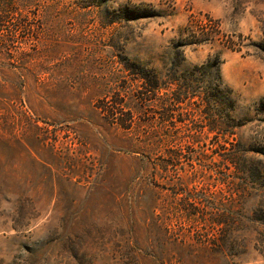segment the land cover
Returning a JSON list of instances; mask_svg holds the SVG:
<instances>
[{
	"label": "rangeland",
	"instance_id": "374dc122",
	"mask_svg": "<svg viewBox=\"0 0 264 264\" xmlns=\"http://www.w3.org/2000/svg\"><path fill=\"white\" fill-rule=\"evenodd\" d=\"M94 1L0 0V264H264V186L135 78L218 55L264 166V0Z\"/></svg>",
	"mask_w": 264,
	"mask_h": 264
},
{
	"label": "trees",
	"instance_id": "16d2710c",
	"mask_svg": "<svg viewBox=\"0 0 264 264\" xmlns=\"http://www.w3.org/2000/svg\"><path fill=\"white\" fill-rule=\"evenodd\" d=\"M75 1L83 7L96 6L94 0ZM197 42L193 41V43ZM263 44L258 43L257 46L264 50ZM178 54L181 61H184L182 51H179ZM221 64L222 61L218 55L215 57L208 56L200 64L183 69H173L169 72L154 68L148 70L141 68L136 73L135 78L140 82L141 91L144 94L143 99L152 96L158 99L159 106L162 108V121L175 118L173 111L176 108L187 107L191 102H197L200 117L205 122V126L200 132L206 139L212 141L216 149L220 150H217V155L220 156L225 166L233 167L242 175V185L244 184L245 188L256 184L264 186V166L254 163L246 155L247 150L240 148V144L235 139L237 129L248 120L234 114L237 102L232 95V90L226 87L222 80ZM164 90L167 91L166 94L160 96L159 94ZM190 114L193 115V113H188L186 116ZM184 119L181 116L177 117L179 121ZM174 131L160 128L159 131H154V134L160 132L161 135L168 138L173 136ZM189 131L192 132L190 138L193 142L198 138L194 135L197 133V129L194 127ZM148 138L145 137L144 140ZM262 150L256 149L255 151L263 152ZM165 152L168 157L162 160V165H158L161 170H166L169 165H173L179 160V154H176L174 149L168 148L165 149ZM189 196L188 199H194L191 194ZM215 222L220 225L223 224V221L218 219Z\"/></svg>",
	"mask_w": 264,
	"mask_h": 264
}]
</instances>
